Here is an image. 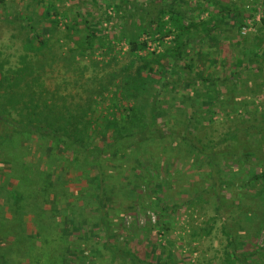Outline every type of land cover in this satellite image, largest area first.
<instances>
[{
  "label": "rangeland",
  "instance_id": "rangeland-1",
  "mask_svg": "<svg viewBox=\"0 0 264 264\" xmlns=\"http://www.w3.org/2000/svg\"><path fill=\"white\" fill-rule=\"evenodd\" d=\"M129 1L127 4L121 0H0V60H5V67L17 63L25 38L31 37L26 22L21 20V17H31L33 24L36 25V31L48 37L49 45H52L51 53L39 52L37 59L51 61L54 56L57 58L60 56V59L52 64V70H47L46 86L55 88L59 85V92L64 93V84L60 78L63 75L76 74L73 70H67L74 65L75 59H72L67 49L70 46L67 44V38L62 37L59 43L55 39L63 36L68 25L80 22L78 29L83 30L84 24L81 21L86 19L90 29L97 34L104 33L109 38H114L111 40L112 47L104 48V51L96 50L93 59L100 61V65L108 64L119 68L122 62L127 60L126 42L117 39L120 26L123 22L129 24L130 20L136 18L146 23L148 16L145 13L146 9L143 8L146 4L151 5V2L157 3L154 4L157 6L163 3L178 4L185 10L187 17L196 21L201 18L206 20L209 15V11L201 12L203 8H196L197 0ZM223 1L243 4L241 21L237 23L232 18L224 17L220 27L215 29L216 37L200 39L202 29L193 30L189 34L193 44L188 43L183 57L192 65L190 76L197 75L199 78L193 80L190 85L178 75L170 77L162 93L161 108L164 112L160 118L172 120L177 124V127L173 125V130L181 132L187 116L196 117V129L191 133L192 138L195 141L199 139L204 146L213 149L219 174L226 181V186H221L223 196L228 198L227 206L224 208L226 212L218 215L221 218L215 220L210 235L194 239L191 235L193 231L204 226L209 218L214 216V193L202 191L207 184L204 180L201 181L203 175L200 174L208 170L207 166L202 165L207 160L206 152L192 157L193 161L189 159L190 155L183 158L185 154L182 157L174 155L173 161H170L169 151L161 155L159 146H140L135 156L129 155L127 159L123 156L107 159L105 168L111 184V195L105 200L110 223L108 238L111 244H115L118 252L119 248L125 246L132 252L142 255L147 262L166 259L173 254L176 264H225L222 253L229 249V245L220 231L222 222L229 219L233 225L243 224V213L256 209H260L259 213H262V227L255 241L259 247L264 248V200L261 208L257 203V200H261L257 188L263 187L264 192V185L258 187L244 185L253 174L264 168V70L261 72L257 69L263 64L258 63L257 66V63L253 64L247 60L249 56L247 49L252 44L253 35L263 14L264 0ZM46 4H54L60 12V21L55 32L44 29L50 25L41 18ZM113 5L115 8L117 5H122L123 8L132 7L135 11L131 16H125L123 9L117 12ZM211 7L213 6L210 4L207 10ZM239 24L242 25L238 32L236 27ZM142 38L147 36L144 35ZM171 38L172 36L166 37L164 41L150 39L148 47L150 50L161 52L164 44H169ZM35 43L37 44L36 41ZM194 44L196 45L193 48ZM84 61L88 62V59ZM201 75L205 78L204 81L200 79ZM71 86L68 85L67 88ZM125 101H129L123 102L125 104L132 103L130 100ZM105 106L107 103L97 105L93 115L96 117L100 112H104ZM249 124L259 127L245 132L244 127ZM32 137L35 138L34 135ZM35 140L34 143H38L39 138ZM27 144L29 142H26ZM37 146L32 145L31 153L26 156L19 155L22 161L18 163H14L13 160L11 163L0 157V255L4 254V259L10 264H30L34 256L39 257L45 264L57 262V250L54 246L56 244L51 242L52 232L59 234L56 229L65 227L63 226L65 220L61 221V216L52 208L54 195L50 193L51 191L49 192L51 195L48 196L46 190L40 191L38 185L31 183L32 186H28V180L34 174L41 173L45 177L42 172H52L54 178L59 181L73 175V171L70 164L64 171L54 169L45 162L46 156L38 152ZM173 146L174 141L171 142V148ZM155 156H159L160 162L154 159ZM195 161L198 163L193 164ZM26 176L28 178L26 184L22 182L21 185L19 178L23 179ZM67 185L66 197L70 199L81 185H75L73 188L69 187L68 183ZM21 186L22 190L31 192V194L24 192L28 198L22 207L6 190L16 187L21 191ZM199 190L201 197L191 203V198ZM49 199H52L51 203ZM90 200L86 198L82 203L83 218L74 221L72 230V227L69 228L75 237L74 241L81 239L76 244L75 253L69 256L70 264H112V260L120 261L119 253L112 256L104 248L107 243L104 227L96 224L97 205L95 199L91 202ZM173 204L178 206L177 210L175 212L166 210L164 226L166 230L164 228L159 230L161 226L158 221L160 215L158 206L167 205L172 208ZM20 214L24 217L22 223L19 222ZM34 218V221L38 222L36 226L32 223ZM6 227L10 229L4 231Z\"/></svg>",
  "mask_w": 264,
  "mask_h": 264
},
{
  "label": "trees",
  "instance_id": "trees-1",
  "mask_svg": "<svg viewBox=\"0 0 264 264\" xmlns=\"http://www.w3.org/2000/svg\"><path fill=\"white\" fill-rule=\"evenodd\" d=\"M121 1L127 4L130 2L129 0ZM150 4L143 7L148 16L146 23L136 18L133 21L130 20L131 24L123 22L120 26L121 30L117 39L126 42L127 60L122 62L119 68L108 64L100 65V61L93 59L96 50L112 47L111 40L114 38H109L104 33L97 34L96 31L90 29L86 19L81 21L84 24L83 30L78 29L80 22H75L67 26L64 34L63 31L60 32L63 36L56 38L55 41L59 43L62 37L67 38V44H70L67 49L72 59H75L74 65L67 70H73L76 73L73 76L63 75L60 78L64 84V93L59 92V85L55 88L46 86L47 70H52L51 66L60 59V53H58L59 59L55 56L51 61L37 59L39 52L51 53L52 45H49L48 37L36 31V25L33 24L31 17H21V20L26 22V28L30 31L31 37L25 38L26 41L23 50L18 54L17 63L5 67V60H0V157H3L5 161L12 163L13 160L14 163H18L22 161L18 156L31 153L32 145L37 144L38 152L46 156L45 162H48L54 169L59 168L64 171L68 168V164L72 167L73 175L66 179L61 178L58 181L52 172H42L46 178L40 173L34 174L28 180V186H32L31 183H33L39 186L40 191L46 190L48 196L51 195L50 193L54 195L53 201L52 199L48 201L49 203L52 201V208L61 216V221L65 220L63 223L65 227L56 229L59 234L52 232L51 242L56 244L54 246L57 250L56 264H70L69 256L77 249L76 244L81 239L74 241L75 237L72 236L71 230L74 221L83 218L82 203L86 201V198L95 199L96 224L104 227L106 236L107 243L104 248L112 256L118 253L120 255V261L112 260V264H118V262L121 264H176L173 254L166 259L147 262L142 255L132 252L125 246L119 248L118 252L115 244L109 242L110 223L105 200L111 195V184L105 169L107 159L118 156L127 159L129 155H134L140 146H159L161 155L169 151L168 160L170 161H173L174 155L182 157L185 154L183 158L190 155L189 159L192 160V157H197L198 153L206 152L207 160L202 165L207 166L208 170L200 174L203 175L201 181L204 180L207 184L202 191L214 193V216L210 217L204 226L193 231L191 235L194 239L210 235L216 223L215 220L218 217L221 218L222 212H226L224 208L227 206L228 198L221 192V186H226V181L219 174L213 149L204 146L199 139L195 141L192 138L191 133L196 129V117L187 116L183 131L176 132L172 128L177 127L175 122L160 118L164 112L161 103L162 93L172 75L175 74L174 77L178 75L181 80L190 85L193 80L199 78L197 75L190 76L192 65L183 57L188 43L193 44L189 34L193 30L202 29L200 39L216 37L215 29L220 27L224 17L232 18L237 23L241 21L244 11L243 4L236 2L230 4L223 0H197L196 8H203L201 12L208 13L209 11L206 20L201 18L197 21L187 17L185 10L181 9L178 4L163 3L159 6L154 5L157 4L154 2ZM200 4L205 5L200 6ZM210 4L213 7L207 10ZM113 7L117 12L123 9L125 16H131L135 11L132 7L123 8L122 5H117V8L113 5ZM45 8L41 18L50 25L45 26L44 29L55 32L60 21V12L54 4H46ZM262 13L252 38V44L247 49L248 61L253 64L257 63V66L258 63L263 64L256 66L261 72L264 70V62H261L264 60V3ZM241 25L236 27L238 32ZM144 35L147 38L143 39ZM169 36H172L170 43L164 44L161 52L149 49L150 39L164 41ZM84 59H88V62ZM79 64H81L80 67ZM200 79L204 81L205 78L201 75ZM209 83L212 85V82L209 81ZM68 85H72L71 88L68 89ZM125 100H130L132 103L125 104L123 102H129ZM101 103H107L104 107L106 110L95 117L93 114L96 106ZM249 125L244 127L245 132L259 127V125ZM33 135L39 138L38 143H34L36 140L32 137ZM172 141L175 142L173 148H171ZM26 142L29 144L26 145ZM154 159L160 162L159 156H155ZM185 160L182 159V161ZM194 163L197 164L198 161ZM27 179V176L23 179L20 177L19 183L26 184ZM67 183L71 188L81 185L70 199L66 197ZM71 184L73 186H70ZM244 185L254 187L264 185V168L253 174L249 182ZM22 189V186L21 191H18L16 187L6 189L16 202H20L21 207L22 204H26L25 201L28 198L24 192L31 194ZM257 193L261 198L257 200L261 208L264 200L263 187H258ZM200 197L201 191L199 190L190 202L197 201ZM64 198L66 199L63 200ZM177 208L176 204H173L172 208L167 205L158 206L160 210L158 221L161 226L159 230L163 229L166 224V210L175 212ZM259 212H261L260 209H256L253 212L243 213V224L245 225H233L229 219L222 222L220 231L229 245V249L222 253L225 264H264V248L259 247L255 241L262 227V213ZM23 218L20 214V223ZM34 220L35 218L32 219V223L36 226L38 222ZM70 227H72L71 230ZM6 229L10 228L6 227L4 231ZM69 238L73 241H69ZM4 258V254L0 255V264H10ZM30 264L45 263L39 257L34 256Z\"/></svg>",
  "mask_w": 264,
  "mask_h": 264
}]
</instances>
